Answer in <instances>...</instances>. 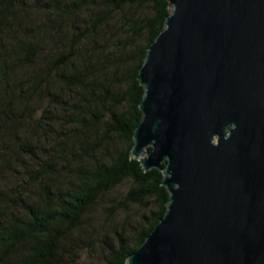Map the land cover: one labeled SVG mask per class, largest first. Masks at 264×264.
<instances>
[{
  "label": "trees",
  "instance_id": "obj_1",
  "mask_svg": "<svg viewBox=\"0 0 264 264\" xmlns=\"http://www.w3.org/2000/svg\"><path fill=\"white\" fill-rule=\"evenodd\" d=\"M167 14L165 0H0V108L11 122L0 145L16 135L17 109L48 100L22 119L34 148H18L30 164L0 179V264H75L81 242L93 243L89 216L102 215L103 264H125L163 215L164 163L143 170L130 148L143 92L137 69ZM51 46L56 53L35 73L14 79L4 70L35 64ZM123 181L121 198L108 196ZM131 205L141 211L135 221H117Z\"/></svg>",
  "mask_w": 264,
  "mask_h": 264
},
{
  "label": "water",
  "instance_id": "obj_2",
  "mask_svg": "<svg viewBox=\"0 0 264 264\" xmlns=\"http://www.w3.org/2000/svg\"><path fill=\"white\" fill-rule=\"evenodd\" d=\"M165 1L130 156L167 200L124 263L264 264V0Z\"/></svg>",
  "mask_w": 264,
  "mask_h": 264
},
{
  "label": "rangeland",
  "instance_id": "obj_3",
  "mask_svg": "<svg viewBox=\"0 0 264 264\" xmlns=\"http://www.w3.org/2000/svg\"><path fill=\"white\" fill-rule=\"evenodd\" d=\"M33 11L36 10L34 7H25V9H31ZM31 14V12L29 11ZM32 15V14H31ZM45 15V14H44ZM60 29V27H57ZM3 50L7 51V46L2 47ZM45 47L42 51L40 50L37 53V56H39V60H36L35 64H32L31 66L21 69L18 68L17 66L13 67L12 65L6 66L4 70L6 71L7 75L12 76L14 79H18L21 77V73L18 71H21L22 73L24 72H32L35 73L40 66H43V64L51 58V54H54L56 52L53 51L52 46L50 48ZM0 59H2V55L0 53ZM41 63V64H40ZM2 71L0 70V86L2 87V83L7 82V79H5L2 76ZM5 74V73H3ZM9 80V79H8ZM42 95L41 92L37 93L34 95V99L36 98V95ZM43 97V96H42ZM45 104H48V100L42 98V100H34L32 105H26L28 110H25L24 108L20 107L17 109L12 118L15 120L14 123V133L16 135H12L10 139H7L3 142L2 145H0V179L1 181L4 179L3 173L5 170H9V167L15 168L16 166H28L30 164V158L26 157L24 154L21 153L20 149L18 146L20 144H24L23 147L27 149H33V139L31 136H24L23 132L28 129V132L33 134L32 131L30 130L29 126L26 125L27 122H23L22 119L26 118L27 116L29 117H37L38 115L41 114L42 108L45 107ZM41 105V106H40ZM39 106V107H38ZM0 108V134L5 135L8 134L10 128H11V122L9 119L4 117V113L1 112ZM6 113H8V108H3ZM3 146V148H2ZM44 156V155H43ZM17 175L19 173L14 170ZM127 187V182L123 181L119 185L115 187L114 190L110 191L108 193V196L115 197V198H121L120 195L123 193V191ZM141 214V211L137 210V208L133 205L129 207V211L126 212H121L116 215V220L120 221L121 219H126V223H133L135 219L138 217V215ZM90 225L95 226V233L93 237V243L91 240L88 238L85 239L84 241L81 242L82 246V251L75 256V264H103V259H102V243L101 239L105 235V229H108L110 225L107 224V221L104 219V216L102 215L98 221H93L92 217L89 216L88 219ZM128 226V225H127ZM127 226L125 228V231L127 229ZM115 227V226H114ZM91 228V227H90ZM89 228V230H90ZM115 229L119 230L120 227H115ZM132 233L129 231L128 237H131ZM104 240H110V237H105ZM114 240V238H113Z\"/></svg>",
  "mask_w": 264,
  "mask_h": 264
}]
</instances>
